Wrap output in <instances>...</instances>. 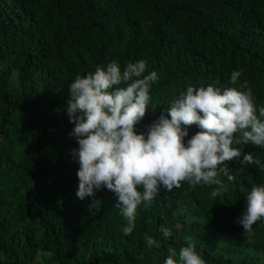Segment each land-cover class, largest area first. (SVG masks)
Instances as JSON below:
<instances>
[{
  "label": "trees",
  "instance_id": "1",
  "mask_svg": "<svg viewBox=\"0 0 264 264\" xmlns=\"http://www.w3.org/2000/svg\"><path fill=\"white\" fill-rule=\"evenodd\" d=\"M140 60L144 75L159 79L137 134L189 86L246 83L259 116L264 0H0V264H164L187 237L206 264H264V220L250 234L236 222L251 188L264 185V168L240 162L252 154L264 163V148L251 143L233 145L242 155L224 164L235 176L225 193L212 198L214 186L188 182L160 187L138 206L128 236L114 193L76 196L68 85L98 65L116 61L123 70ZM233 71L241 72L237 85ZM186 130L185 143L199 131ZM146 236L160 246L149 248Z\"/></svg>",
  "mask_w": 264,
  "mask_h": 264
},
{
  "label": "clouds",
  "instance_id": "2",
  "mask_svg": "<svg viewBox=\"0 0 264 264\" xmlns=\"http://www.w3.org/2000/svg\"><path fill=\"white\" fill-rule=\"evenodd\" d=\"M146 69L144 60L128 63L123 70L112 61L77 75L68 85L70 99L64 109L74 125L69 136L78 145L70 150L79 165L76 196L80 200L94 197L101 188L114 193L115 207L127 221L122 229L125 236L134 230L138 206L155 201L160 187L170 192L182 182L202 184L214 186L212 198L221 196L235 180L225 162L242 155L233 145L251 143L264 148V120L260 118L264 108L258 116L246 83L223 90L189 86L147 126L146 133L137 134L136 126L149 111L151 85L159 79L156 71L144 75ZM240 75L233 71L230 84L237 85ZM193 125L199 131L185 143L186 129ZM240 162L264 168L252 154H243ZM246 205L236 222L244 234H250L253 225L264 220V185L251 188ZM159 231L164 239L172 235L163 226ZM186 239L187 246L178 252L168 249L164 264H206L193 239ZM145 240L149 248L160 246L151 236Z\"/></svg>",
  "mask_w": 264,
  "mask_h": 264
}]
</instances>
